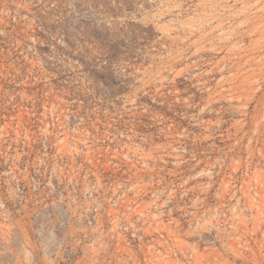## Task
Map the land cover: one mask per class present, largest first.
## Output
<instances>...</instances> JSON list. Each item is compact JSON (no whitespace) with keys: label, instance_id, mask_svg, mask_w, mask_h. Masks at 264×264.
Returning a JSON list of instances; mask_svg holds the SVG:
<instances>
[{"label":"rangeland","instance_id":"obj_1","mask_svg":"<svg viewBox=\"0 0 264 264\" xmlns=\"http://www.w3.org/2000/svg\"><path fill=\"white\" fill-rule=\"evenodd\" d=\"M0 264H264V0H0Z\"/></svg>","mask_w":264,"mask_h":264}]
</instances>
